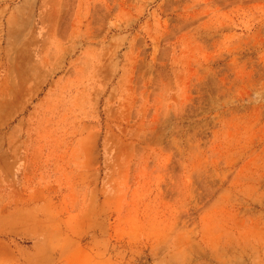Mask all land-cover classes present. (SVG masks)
I'll list each match as a JSON object with an SVG mask.
<instances>
[{"label":"rangeland","instance_id":"obj_1","mask_svg":"<svg viewBox=\"0 0 264 264\" xmlns=\"http://www.w3.org/2000/svg\"><path fill=\"white\" fill-rule=\"evenodd\" d=\"M0 264H264V0H0Z\"/></svg>","mask_w":264,"mask_h":264}]
</instances>
